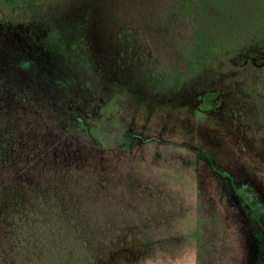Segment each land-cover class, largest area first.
I'll return each instance as SVG.
<instances>
[{
	"label": "rangeland",
	"instance_id": "obj_1",
	"mask_svg": "<svg viewBox=\"0 0 264 264\" xmlns=\"http://www.w3.org/2000/svg\"><path fill=\"white\" fill-rule=\"evenodd\" d=\"M16 5L0 199L47 197L62 264H264V0Z\"/></svg>",
	"mask_w": 264,
	"mask_h": 264
},
{
	"label": "trees",
	"instance_id": "obj_2",
	"mask_svg": "<svg viewBox=\"0 0 264 264\" xmlns=\"http://www.w3.org/2000/svg\"><path fill=\"white\" fill-rule=\"evenodd\" d=\"M6 2L17 10L16 0ZM42 197V196H41ZM42 197L33 206L20 202L10 191L0 199V263L12 259L14 264H62L74 261L77 252H71L73 244L69 227L53 215V208H43ZM36 212V213H35ZM77 254V255H76ZM14 258V259H13Z\"/></svg>",
	"mask_w": 264,
	"mask_h": 264
}]
</instances>
